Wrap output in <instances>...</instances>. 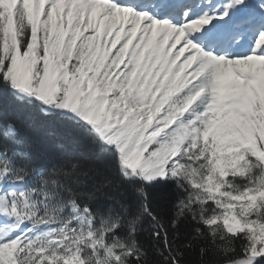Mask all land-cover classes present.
<instances>
[{
	"label": "snow or ice",
	"instance_id": "snow-or-ice-1",
	"mask_svg": "<svg viewBox=\"0 0 264 264\" xmlns=\"http://www.w3.org/2000/svg\"><path fill=\"white\" fill-rule=\"evenodd\" d=\"M0 264H264V0H0Z\"/></svg>",
	"mask_w": 264,
	"mask_h": 264
}]
</instances>
